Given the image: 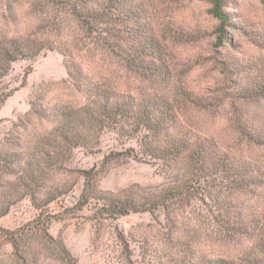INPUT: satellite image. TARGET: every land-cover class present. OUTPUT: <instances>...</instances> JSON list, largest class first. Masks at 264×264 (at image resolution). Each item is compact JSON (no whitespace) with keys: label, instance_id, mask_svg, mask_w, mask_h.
Listing matches in <instances>:
<instances>
[{"label":"trees","instance_id":"trees-1","mask_svg":"<svg viewBox=\"0 0 264 264\" xmlns=\"http://www.w3.org/2000/svg\"><path fill=\"white\" fill-rule=\"evenodd\" d=\"M209 1L219 50L233 42L227 28L235 21L227 0ZM161 31L143 0H0V83L14 63L45 51L58 52L68 74L39 83L30 110L0 137V219L23 202L36 212L15 230L0 228L12 264H78L63 232L50 233L60 215L47 210L80 178L74 210L93 205L97 231L114 226L125 264L135 254L116 222L143 213L151 222L137 226L132 242L144 264H264V158L242 151L264 148V113L251 110L264 102V61L216 60L223 86L200 95L174 80ZM11 95L0 94V109ZM223 108L236 135L229 144L193 120L196 111ZM107 133L137 149L110 151L99 167L68 168L75 150L101 151ZM129 160L152 164L165 183L103 190L112 164Z\"/></svg>","mask_w":264,"mask_h":264},{"label":"rangeland","instance_id":"rangeland-1","mask_svg":"<svg viewBox=\"0 0 264 264\" xmlns=\"http://www.w3.org/2000/svg\"><path fill=\"white\" fill-rule=\"evenodd\" d=\"M152 22L160 28L164 43L168 48L172 62L174 80L196 93L210 96V90L223 86L221 76L216 68V60L230 58L237 61H252L262 66L264 61V0H227L226 11L231 13L235 23L227 28L232 43L216 50L214 31L218 21L211 14L209 0H143ZM164 31V34L162 33ZM166 34V36H165ZM68 74L62 56L56 51H45L30 60H19L0 83V94L14 93L9 104L0 112V137L10 131L18 116L30 110V100L36 86L42 81H61ZM26 84L22 86L23 80ZM218 110V109H217ZM258 115L264 113V102L252 108ZM252 113V112H251ZM194 119L206 132H213L225 144L235 140L236 135L229 125L228 109L196 111ZM123 148L137 149V142L131 141L122 146L114 133L103 137L101 151L90 153L85 149L75 150L68 163L70 170H88L101 166L104 156L110 151L122 154ZM242 151L247 158L262 160L264 148L244 144ZM111 170L101 179V188L106 191H118L132 184L159 186L165 183L164 177L155 166L136 160L112 164ZM76 178V177H74ZM73 178V179H74ZM83 189V179L60 202L51 204L47 212L60 215L53 222L50 233L57 237L59 231L64 234L65 242L78 259V264H125L127 254L116 238L114 226L108 225L100 232L93 221V205L82 211H75ZM36 212L29 204H19L12 213L2 221L12 230L35 218ZM151 222L148 213L131 214L116 222L119 231L126 234L135 256V264H144V258L137 242L140 238V224ZM16 228V229H17ZM136 239V240H137ZM12 250V249H11ZM0 250V264H12V251ZM149 258H147L148 260ZM147 262V261H146Z\"/></svg>","mask_w":264,"mask_h":264},{"label":"crops","instance_id":"crops-1","mask_svg":"<svg viewBox=\"0 0 264 264\" xmlns=\"http://www.w3.org/2000/svg\"><path fill=\"white\" fill-rule=\"evenodd\" d=\"M13 98H16V96L14 95V93H13V95H11L7 99V101L5 102V104L1 107L0 112L3 110V108H5L9 104V102H11V100H13ZM3 220H4V218H1L0 219V228L7 229V230H12L10 227H8L7 225H4L3 224V222H2ZM1 249H6L8 251H10L12 249V245H11L10 239L8 238V236L5 233H2V232H0V250Z\"/></svg>","mask_w":264,"mask_h":264}]
</instances>
